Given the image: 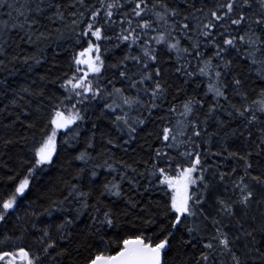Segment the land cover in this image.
Wrapping results in <instances>:
<instances>
[{"label": "snow or ice", "instance_id": "snow-or-ice-1", "mask_svg": "<svg viewBox=\"0 0 264 264\" xmlns=\"http://www.w3.org/2000/svg\"><path fill=\"white\" fill-rule=\"evenodd\" d=\"M0 264H264V0H0Z\"/></svg>", "mask_w": 264, "mask_h": 264}, {"label": "trees", "instance_id": "trees-1", "mask_svg": "<svg viewBox=\"0 0 264 264\" xmlns=\"http://www.w3.org/2000/svg\"><path fill=\"white\" fill-rule=\"evenodd\" d=\"M84 46H86V44ZM62 59H65L66 60V57H62ZM66 66L67 65L65 63L64 67H66ZM46 70H48V66L45 65L43 62L41 63V65L37 66V68H36V72H38V73H44ZM16 79L22 80L23 77L22 76H18V77H16ZM259 83H260L259 81H256V85L257 86L259 85ZM51 87H54L55 89L58 90V85L51 86ZM107 123L108 122L105 121V124H107ZM141 135H143V134H141ZM133 147H137V145L134 144ZM113 150L116 151L115 149H113ZM137 151L138 152H141V151H145L146 152V150L140 149V148H137ZM117 155H120V153L117 152ZM47 175H48L49 178L52 179L53 182H56V181H58L61 178V176L64 175V173H63V171L60 168V164L57 163L55 166H53L51 169L48 170ZM153 195L157 199L160 198V194L159 193H154ZM29 197H31L33 199L35 198V196L31 192L29 193ZM8 227H11V224H9ZM233 235H235V232H233ZM257 239H259V237H257Z\"/></svg>", "mask_w": 264, "mask_h": 264}]
</instances>
